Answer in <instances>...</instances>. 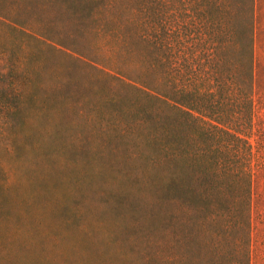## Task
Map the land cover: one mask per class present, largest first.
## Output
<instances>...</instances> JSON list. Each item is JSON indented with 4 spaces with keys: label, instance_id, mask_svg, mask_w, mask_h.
I'll return each instance as SVG.
<instances>
[{
    "label": "trees",
    "instance_id": "1",
    "mask_svg": "<svg viewBox=\"0 0 264 264\" xmlns=\"http://www.w3.org/2000/svg\"><path fill=\"white\" fill-rule=\"evenodd\" d=\"M36 3L60 10L63 25L44 33L16 22L34 46L16 58V112L53 92L112 108L116 134L145 159L144 264H183L186 254L187 264H251L252 183L263 162L249 140L255 0Z\"/></svg>",
    "mask_w": 264,
    "mask_h": 264
},
{
    "label": "rangeland",
    "instance_id": "2",
    "mask_svg": "<svg viewBox=\"0 0 264 264\" xmlns=\"http://www.w3.org/2000/svg\"><path fill=\"white\" fill-rule=\"evenodd\" d=\"M0 8V264H144L152 221L140 178L145 159L116 134L110 106L83 108L84 98L53 92L16 112V58L34 49L16 22L44 33L63 23L60 10L36 0H0ZM255 14L249 140L263 162L252 183L251 264H264V0H255ZM157 213L153 239L161 236Z\"/></svg>",
    "mask_w": 264,
    "mask_h": 264
},
{
    "label": "crops",
    "instance_id": "3",
    "mask_svg": "<svg viewBox=\"0 0 264 264\" xmlns=\"http://www.w3.org/2000/svg\"><path fill=\"white\" fill-rule=\"evenodd\" d=\"M255 23H256V14H255Z\"/></svg>",
    "mask_w": 264,
    "mask_h": 264
}]
</instances>
